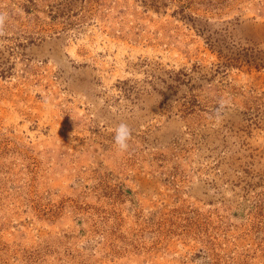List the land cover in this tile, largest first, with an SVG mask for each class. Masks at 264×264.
Wrapping results in <instances>:
<instances>
[{"label": "rangeland", "instance_id": "374dc122", "mask_svg": "<svg viewBox=\"0 0 264 264\" xmlns=\"http://www.w3.org/2000/svg\"><path fill=\"white\" fill-rule=\"evenodd\" d=\"M0 12V264H264V0Z\"/></svg>", "mask_w": 264, "mask_h": 264}, {"label": "clouds", "instance_id": "9594fccd", "mask_svg": "<svg viewBox=\"0 0 264 264\" xmlns=\"http://www.w3.org/2000/svg\"><path fill=\"white\" fill-rule=\"evenodd\" d=\"M7 19V15L5 13L0 12V35L3 34V28L5 21ZM231 106L230 99L220 98L218 100V106L215 109L214 117L210 116L209 119H215L217 123H219L225 110ZM132 139V129L129 127L128 124L121 122L119 125L116 126L114 129V146L118 153H126L130 148V141Z\"/></svg>", "mask_w": 264, "mask_h": 264}]
</instances>
